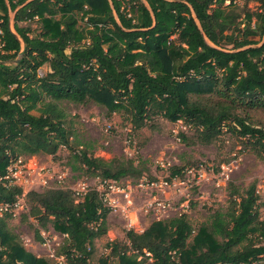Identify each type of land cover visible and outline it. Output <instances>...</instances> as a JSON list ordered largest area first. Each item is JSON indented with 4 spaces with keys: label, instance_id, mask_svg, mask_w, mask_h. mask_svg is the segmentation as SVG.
<instances>
[{
    "label": "trees",
    "instance_id": "obj_1",
    "mask_svg": "<svg viewBox=\"0 0 264 264\" xmlns=\"http://www.w3.org/2000/svg\"><path fill=\"white\" fill-rule=\"evenodd\" d=\"M27 1L0 0V206L24 195L13 178L5 179L11 164L55 154L61 146L72 150V170L102 181L139 180L147 173L143 161H107L75 150L64 102H93L109 115L125 116L136 131L157 116L184 122L187 129L178 136L188 146L214 144L227 132L246 138L244 148L264 158V127L252 115L264 111V0L244 20L235 0H144L148 7L143 0H33L14 17L26 51L13 68L22 47L10 14ZM186 170L170 168L168 181ZM231 190L225 211L211 212L198 228L181 214L142 233L126 230V241L107 244L110 253L99 264L112 258L118 264L264 261L256 185ZM25 198L24 221L51 225L64 236L55 253L63 261L28 252L9 229L13 214L6 212L0 215V264H90L95 243L108 233L110 208L99 192L89 190L80 201L71 189L51 188ZM35 239L44 243L37 229Z\"/></svg>",
    "mask_w": 264,
    "mask_h": 264
},
{
    "label": "rangeland",
    "instance_id": "obj_2",
    "mask_svg": "<svg viewBox=\"0 0 264 264\" xmlns=\"http://www.w3.org/2000/svg\"><path fill=\"white\" fill-rule=\"evenodd\" d=\"M234 3L242 14L240 20L245 19L247 11L256 12L259 8L257 0H235ZM20 25L26 26L24 23ZM183 48L194 50L189 45H183ZM47 71L48 68L44 67L40 74ZM63 107L69 115L70 141L75 150H87L94 157L107 161L114 158L130 159L135 164L143 161L147 173L139 180L113 181L116 191L112 193L102 186L101 178L83 170H72L73 153L67 146H61L55 154L48 152L21 157L23 163L18 164L12 178L14 184L23 188L24 195L19 197V206L7 222L24 247L30 248L37 256L54 262L63 261L55 257V253L64 236L56 233L51 225L42 228L32 218L23 220L22 216L29 211L25 195L30 191L66 188L75 193L82 189L106 192L108 205L105 206L110 208L106 217L108 233L95 243L90 264H99V259L110 253L107 244L126 241V230L142 233L155 221L181 214H187L194 227L198 228L211 212L225 211L232 185L241 191L256 185L260 197L259 212L264 220V158L244 148L246 138L236 139L226 132L214 144L188 146L178 136L187 129L181 121L171 123L157 116L146 127L136 131L125 116L109 115L105 108L93 102L86 105L64 102ZM252 115L255 123L264 127V111H253ZM14 164H11L13 168ZM172 167H186L187 170L182 178L168 181ZM77 199L81 201L83 197ZM159 203L165 207L158 206ZM35 229L41 233L44 243L36 241ZM111 264H118V260L112 258ZM255 264H264V261Z\"/></svg>",
    "mask_w": 264,
    "mask_h": 264
},
{
    "label": "built area",
    "instance_id": "obj_3",
    "mask_svg": "<svg viewBox=\"0 0 264 264\" xmlns=\"http://www.w3.org/2000/svg\"><path fill=\"white\" fill-rule=\"evenodd\" d=\"M15 164V166H14V168L12 167V166H9V168H8V176H6V178L5 179H9V178H12V177H15V174H16V167L17 166H19L18 164H22L23 162H22V159L20 158V159H18L16 162H14ZM116 182V181H115ZM102 186H106L107 187V190L106 191H108V190H110L112 193L113 192H115L116 190V187H115V185H114V182L112 181V182H110V181H103V184H102ZM98 192H99V194H100V196H101V199L103 200V203H104V205L105 204H107V196H106V192L104 193V192H102V190L100 189V190H97ZM88 191L87 190H85V189H82V190H79V191H77L76 192V196L77 197H83L86 193H87ZM19 202L20 201H17V203L16 204H14V205H9V204H6V205H2V206H0V215H2L3 213H14L13 212V210L14 209H16V208H18V206H19ZM108 205V204H107ZM158 206H160V207H165L163 204H161V203H159L158 204ZM53 256V255H52Z\"/></svg>",
    "mask_w": 264,
    "mask_h": 264
},
{
    "label": "water",
    "instance_id": "obj_4",
    "mask_svg": "<svg viewBox=\"0 0 264 264\" xmlns=\"http://www.w3.org/2000/svg\"><path fill=\"white\" fill-rule=\"evenodd\" d=\"M31 1H33V0H29V1H27V2H25L22 6H20V7H18L15 11H13L12 13H13V17L11 16V14H10V29H11V31H12V33L15 35V37L17 38V40L20 42V44H21V47H22V50H21V52H20V55H19V57H18V59H17V61L16 62H14L13 63V65H12V67L14 68L20 61H21V58L23 57V55H24V53H25V51H26V45H25V43H24V41L14 32V28H13V23H12V21H14V17H15V15H16V13L18 12V10L19 9H21V8H23L24 6H26L29 2H31ZM144 1V0H143ZM144 3H145V5L148 7V4L144 1ZM196 20V22H197V24L199 25V22H198V20L197 19H195ZM207 42L210 44V45H212L208 40H207ZM263 42H264V40H263ZM262 42V43H263ZM213 46V45H212Z\"/></svg>",
    "mask_w": 264,
    "mask_h": 264
},
{
    "label": "crops",
    "instance_id": "obj_5",
    "mask_svg": "<svg viewBox=\"0 0 264 264\" xmlns=\"http://www.w3.org/2000/svg\"><path fill=\"white\" fill-rule=\"evenodd\" d=\"M25 249H26L28 252H30V253L36 255V253H35L34 251H31L30 248H28L27 246H25ZM36 256H37V255H36ZM37 257H40V256H37Z\"/></svg>",
    "mask_w": 264,
    "mask_h": 264
}]
</instances>
